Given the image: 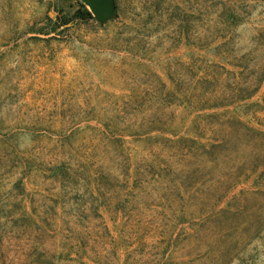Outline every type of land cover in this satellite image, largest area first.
I'll use <instances>...</instances> for the list:
<instances>
[{
    "label": "rangeland",
    "instance_id": "rangeland-1",
    "mask_svg": "<svg viewBox=\"0 0 264 264\" xmlns=\"http://www.w3.org/2000/svg\"><path fill=\"white\" fill-rule=\"evenodd\" d=\"M113 1L0 0V264H264V0Z\"/></svg>",
    "mask_w": 264,
    "mask_h": 264
},
{
    "label": "water",
    "instance_id": "water-1",
    "mask_svg": "<svg viewBox=\"0 0 264 264\" xmlns=\"http://www.w3.org/2000/svg\"><path fill=\"white\" fill-rule=\"evenodd\" d=\"M90 9L95 20L105 21L112 17L115 13V5L113 0H82Z\"/></svg>",
    "mask_w": 264,
    "mask_h": 264
},
{
    "label": "trees",
    "instance_id": "trees-1",
    "mask_svg": "<svg viewBox=\"0 0 264 264\" xmlns=\"http://www.w3.org/2000/svg\"><path fill=\"white\" fill-rule=\"evenodd\" d=\"M83 6H84V14H85V16L87 18H93L92 13L85 7V5H83Z\"/></svg>",
    "mask_w": 264,
    "mask_h": 264
}]
</instances>
